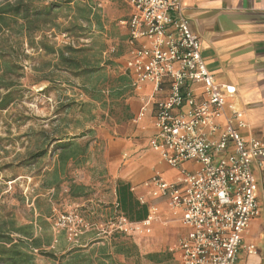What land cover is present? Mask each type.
Segmentation results:
<instances>
[{"label":"built area","instance_id":"built-area-1","mask_svg":"<svg viewBox=\"0 0 264 264\" xmlns=\"http://www.w3.org/2000/svg\"><path fill=\"white\" fill-rule=\"evenodd\" d=\"M123 1L131 11L119 23L127 29L129 44H136L123 73L133 89L151 82L160 94L144 100L138 116L153 106L155 132L149 145L178 170L172 181L154 174L143 186L152 199L165 200L180 214L186 229L177 242L180 264H241L240 250H254L243 244V235L259 213L253 168L264 165V143L242 135L243 113L227 104L236 89L218 83L208 70L199 38L183 13V0ZM185 163L192 167L185 168ZM156 213L150 205L139 222L116 214L107 222L109 229L100 232L131 235L142 228L149 233ZM54 226L68 231L71 241L95 228L73 212Z\"/></svg>","mask_w":264,"mask_h":264},{"label":"rangeland","instance_id":"rangeland-1","mask_svg":"<svg viewBox=\"0 0 264 264\" xmlns=\"http://www.w3.org/2000/svg\"><path fill=\"white\" fill-rule=\"evenodd\" d=\"M93 1L101 8L103 16L108 15L110 20L112 19V23L107 27V37L102 35V39L107 42L108 49L113 48L112 52L116 54L113 57L114 67L107 70L112 78L123 72L122 66L128 56V50L125 45L120 44V39L116 38V42H110L112 38L118 36L119 32H124L123 25L118 22L119 18H116L115 12L117 9L121 11L124 9L125 13L124 11L121 13L125 16L127 6L123 1H120V6L113 3L115 0ZM65 12L63 11V14ZM58 16L57 21L64 22L60 17L62 14L59 13ZM46 36L56 46L68 43L81 46L88 42L84 39L76 40L54 30L46 32ZM39 37L40 35L37 34L36 38ZM25 40L5 35L3 39H0V47L8 43L16 47L15 41L21 43L16 61L22 66V74L18 78V91L15 94L16 99L5 110L0 111V215L10 216L18 225L29 223L37 216L34 210V198L38 196L45 200L50 196L51 201L47 202L51 206V215L47 220L53 231V241L50 246L43 247V249L45 252L54 251L55 256L50 258V256L37 254V263L62 264L63 254L57 249L70 246V244H78V240H69L68 231L59 240L58 229L54 226L55 221L62 224L64 216L73 212L87 216V222L94 224L97 230H107L109 229L107 222L116 212L115 183L110 177H104L99 184L90 188L85 201L81 203L82 198L68 197V182L70 179H76L78 174L87 168H106L115 166L116 163L119 168L127 166L126 160L122 159L126 150L115 149L116 143L128 139L141 143L142 140L132 131L139 123L144 122V117L140 122L134 123L124 118L123 106L118 101L107 102L104 105L90 101L82 92L79 79L70 77L71 83H66L63 79L60 83H52L41 78L44 75L35 70L36 66L41 62L51 60L52 57L45 55L42 51L29 48ZM104 54L107 56L106 52ZM81 103L86 104L80 107ZM65 105L69 106V109L62 107ZM80 133L87 134L80 137ZM140 135L144 139L147 136L149 138L145 130H142ZM58 138L61 141H58ZM68 138H74V141L81 145L87 143L85 162L68 163L67 177L63 178L59 187L56 190L47 188L44 181L50 179L49 175L52 173L60 150L58 146ZM150 150V147H145L133 157L134 159L140 158V165L147 172L151 169V159L148 153ZM39 152H43L44 155L37 156ZM147 204L150 207L151 204ZM160 205L165 208L163 203ZM154 217L155 220L151 221L149 233L140 228L134 234L126 236L125 240L136 245L141 256H144L147 251H160L162 255L168 253L174 256L170 260L165 259L162 264H178L175 253L180 231L170 223L167 216L155 214ZM134 259L131 258L129 264H134ZM145 259L144 257L139 258V264H145L147 261ZM153 264L156 263L153 262Z\"/></svg>","mask_w":264,"mask_h":264},{"label":"crops","instance_id":"crops-1","mask_svg":"<svg viewBox=\"0 0 264 264\" xmlns=\"http://www.w3.org/2000/svg\"><path fill=\"white\" fill-rule=\"evenodd\" d=\"M120 1L122 2L123 0H115L113 3L120 6ZM183 2V13L189 21L191 31L199 38L201 56L208 70L218 83L230 84L236 89L235 96L228 98L227 104H234L243 113L242 119L245 122V127L240 130L242 135L245 138H257L264 143V0H183ZM126 6L127 13L125 16H122L123 13H121L124 9L122 11L117 9L115 12L119 21L126 19L131 11L127 4ZM102 18L105 28L103 35L106 36L107 27L112 23V19L110 20L108 15H102ZM122 27L124 32H119L118 36L112 38L113 40L111 39L110 42H116V38H118L117 40L120 39V44L126 46L129 54L131 48L136 46V44H129L127 29L124 26ZM113 50V48H109L107 52H112ZM119 74L124 73L121 72ZM153 87L151 82L143 83L139 89L131 87L129 91L125 92L117 100L119 104H122L121 106L127 107L126 112L124 111V118L128 121L137 123L144 117V122L139 123L132 131L139 136L140 140H142L141 143L128 139L117 142V145L115 144V149L126 150L122 155V159H125L128 165L124 168H119L118 163H116L115 166L106 168H87L78 174L79 176L76 179H70L67 185V195L69 198H82L83 200H80L81 203L85 201L90 188L99 184L104 177H110L115 183L116 206L115 189L117 182L127 183L135 197L142 196L146 203L155 206L156 214L167 216L170 223L180 231L181 237L186 229L180 222V214L171 210L165 200L152 199L148 195L150 190L143 186V182L154 174H159L167 181L174 180L178 174V170L170 167L161 158L160 154L149 145V139L155 132L153 106L149 105L143 115L138 116L144 100L156 98L160 95L154 91ZM226 113H229L227 108ZM142 130L148 132L149 138L148 136L146 139L141 137L140 133ZM145 147L151 148L148 152L151 159V169L148 172L140 165V158H133L143 151ZM183 166L191 168L192 164L185 163ZM67 169L65 168V172L61 175L62 181L63 178L67 177ZM253 170L258 187L257 202L259 213L250 221L243 235V244L245 246L252 245L254 250L252 253H248L245 248L240 250L238 259L241 264H264V165L261 168L255 167ZM73 183L82 185L86 195L70 196L68 190L70 184ZM38 199L50 205L48 203L51 201L50 196L45 200L36 196L34 203ZM159 203H163L165 208ZM34 210L38 216L39 213L36 207ZM80 215L86 221L88 220L87 216ZM114 234L116 233H102L96 228L84 230L77 238L78 244H70V246L67 245L57 249L63 254L62 264H69L72 256L76 253L81 258L79 264H129L130 259H134V250L131 252V257L116 253L115 250L118 247L116 246V240L118 239H114ZM126 236L130 235L120 234L119 240L127 242L125 240ZM8 247L9 245L5 244V248ZM176 250V261L180 264V252L177 249V245ZM52 252L55 256V252ZM138 252L140 253L139 250ZM34 253L37 255L36 250H34ZM36 255L35 264H38ZM145 255H155L159 259V262H155L156 264H162L165 259L170 260L171 257H174L168 253L162 255L160 251H147L144 253ZM145 264H153V262L147 259Z\"/></svg>","mask_w":264,"mask_h":264},{"label":"trees","instance_id":"trees-1","mask_svg":"<svg viewBox=\"0 0 264 264\" xmlns=\"http://www.w3.org/2000/svg\"><path fill=\"white\" fill-rule=\"evenodd\" d=\"M63 11H66L63 14ZM64 22H58V14ZM54 30L73 37L76 40H88L81 46L72 43L56 46L50 42L46 32ZM105 32L101 8L93 0H1L0 1V39L3 36L26 39L29 48L42 51L50 55L51 60L41 62L35 70L44 75L43 79L56 83L62 79L70 82V77L80 80L82 92L92 102L102 105L115 102L131 89V83L126 74L115 77L108 75L107 67L114 66V52H107L108 45L102 35ZM6 33V34H5ZM37 34L40 37L37 39ZM20 41V40H19ZM21 43L15 41L17 47L8 43L0 47V111L5 110L15 99L18 78L22 74V66L16 61ZM107 56H103L104 53ZM86 103H81L83 107ZM63 108L69 106H62ZM66 109V108H65ZM126 112L127 107H123ZM87 133H80V137ZM58 141H61L58 138ZM60 143V142H59ZM59 152L54 164L50 179L44 181L48 188L59 187L61 175L65 172L68 163L76 164L85 160L87 143L81 145L68 138L58 146ZM43 156V152L36 154ZM68 193L72 197L86 195L84 187L79 184H70ZM115 215L122 214L132 222H139L148 216V205L141 203L124 182H117ZM38 216L29 223L18 225L8 215H0V263L1 264H35V253L54 258L53 252H45L43 247L50 246L53 241V231L48 222L51 215L50 205L41 200L35 201ZM114 217V216H113ZM112 218V217H111ZM88 221V220H87ZM58 229V239H62L65 230ZM114 234L116 253L131 257L134 250V264H139V258L144 257L152 262H159L155 255L141 256L136 245L120 239V234ZM16 237V238H14ZM16 239V241H14ZM5 244L9 247L5 248ZM60 248V247H59ZM83 259V258H82ZM81 258L76 253L69 264H79ZM84 261V260H82Z\"/></svg>","mask_w":264,"mask_h":264}]
</instances>
